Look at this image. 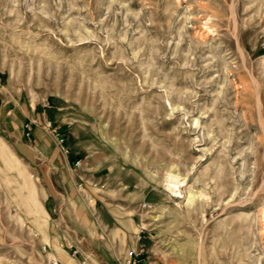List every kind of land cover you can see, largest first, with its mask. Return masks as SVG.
Wrapping results in <instances>:
<instances>
[{
  "label": "rangeland",
  "instance_id": "374dc122",
  "mask_svg": "<svg viewBox=\"0 0 264 264\" xmlns=\"http://www.w3.org/2000/svg\"><path fill=\"white\" fill-rule=\"evenodd\" d=\"M48 123L105 184L109 264H264V0H0V264L62 253Z\"/></svg>",
  "mask_w": 264,
  "mask_h": 264
},
{
  "label": "crops",
  "instance_id": "0c3cea01",
  "mask_svg": "<svg viewBox=\"0 0 264 264\" xmlns=\"http://www.w3.org/2000/svg\"><path fill=\"white\" fill-rule=\"evenodd\" d=\"M32 130L31 137L33 138V142H36L43 148L51 146L50 140L46 137H42V132L39 129ZM50 152L51 169H55V171L57 169L65 170V172L69 175V183L72 191H70L71 189L67 193H57L53 191L52 194H47L43 191V197L41 200L44 199V208L42 206V201L40 205L42 215L44 214L47 217V211L45 209L47 204L49 206V220L52 222V218L54 217L52 214L53 208L57 205L63 204L59 212L61 221L80 237L84 238L86 243L89 244L92 249V257L88 256L87 253H84V255L88 258L85 264H94V257L99 259L100 264H109L100 254H98L96 246H93V234L95 231L94 225L100 228L99 230L102 232H105L106 229V227L102 225L103 222L100 220V216L98 215L95 207L93 187L91 186L93 183H100V181L93 178V173L89 172V170L85 168L84 161L81 158L70 156V153L67 156L61 154L57 145L56 148H53ZM68 156L70 161H68ZM78 159L82 160V164L81 167L75 171L73 170V164ZM52 227H54L53 223ZM50 232L52 234L50 233L49 239H51V235H53L51 243H56L61 234L60 230L54 227ZM43 238H47L46 233H43ZM69 254L70 253L68 251L62 250L61 254L55 251L53 256L56 257L55 259H57L60 264H77L83 261V256L78 255L76 260L73 261L69 258Z\"/></svg>",
  "mask_w": 264,
  "mask_h": 264
},
{
  "label": "built area",
  "instance_id": "2783aa9c",
  "mask_svg": "<svg viewBox=\"0 0 264 264\" xmlns=\"http://www.w3.org/2000/svg\"><path fill=\"white\" fill-rule=\"evenodd\" d=\"M33 122H27L23 125V130L25 131V135L29 136L31 132V125ZM49 129V133L51 136L54 137L55 143L58 146L61 154L67 156L70 153L69 148L65 144V139L60 135L58 132V128L52 127L49 123L46 126ZM82 160L78 159L73 164V170H78L81 167ZM92 187H98L100 189H103L105 187L104 183H93L91 185ZM63 204L57 205L52 210L53 218L52 223L53 226L60 230V237L58 238L56 244L58 245V248L61 250L68 251L69 258L71 260H76V257L78 255L83 256V261L79 262L77 264H85L88 260V258L84 255V253H87L88 256H91L92 249L90 248L89 244L86 243L84 238L80 237L78 234H76L72 229L68 228L60 219L59 212L61 210V207ZM143 207L149 208V205L144 204ZM140 233V232H139ZM141 237L140 235H137L136 241H140ZM143 253L142 246H139V248L130 249L129 251L125 252L122 263L121 264H138L140 261V256ZM92 257V256H91ZM54 264H60V262L56 259L54 260Z\"/></svg>",
  "mask_w": 264,
  "mask_h": 264
}]
</instances>
